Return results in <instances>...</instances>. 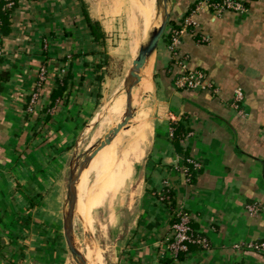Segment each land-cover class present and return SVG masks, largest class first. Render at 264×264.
<instances>
[{
	"label": "crops",
	"instance_id": "crops-1",
	"mask_svg": "<svg viewBox=\"0 0 264 264\" xmlns=\"http://www.w3.org/2000/svg\"><path fill=\"white\" fill-rule=\"evenodd\" d=\"M195 1L171 0L170 21L150 61L147 128L126 144L130 172L112 201V264H264V255L235 247L264 243V0H235L245 6L242 14H196L197 27L182 35L177 58L207 85L177 89L180 70L167 37ZM88 4L16 0L10 7L0 40V264H71L62 207L74 146L98 116L94 128L101 122L136 55L124 72L109 71L119 13L106 0ZM87 20L98 24L97 38ZM41 67L45 80L27 119ZM60 80L65 90L52 102ZM236 90L244 117L231 107ZM192 159L200 168L189 179L182 168ZM166 188L171 199L162 204ZM247 205L259 211L250 215ZM178 210L193 216L192 228L209 249L194 247L173 260L162 241Z\"/></svg>",
	"mask_w": 264,
	"mask_h": 264
},
{
	"label": "rangeland",
	"instance_id": "rangeland-1",
	"mask_svg": "<svg viewBox=\"0 0 264 264\" xmlns=\"http://www.w3.org/2000/svg\"><path fill=\"white\" fill-rule=\"evenodd\" d=\"M96 1L98 2L99 0H89L88 5L94 8L96 6ZM106 1L108 2V4H113L119 13V17L115 20V23L113 25L114 29L112 30L113 38L110 42V46L114 50L112 51L114 52V55L111 58V63L109 64L108 69L109 71H113L114 73H118V70L124 72L128 68L131 59L137 52L136 50L138 46V39H140V34L142 32V17L140 15V11L144 7L143 5L147 4V0ZM152 2L155 3V0H152ZM118 79H120V76H116L114 82L118 81ZM144 97L145 92H143L141 105L139 109L135 112V116H146L145 110L148 108L150 102L148 101L147 97H145L146 99ZM144 118L147 124V119L146 117ZM117 122H115L110 127L113 128ZM110 127H108L103 132V134L95 140L90 137L92 136L93 132L89 135L88 133L87 135H83L84 132H82L75 143L76 145L74 146V158L79 159L81 156L80 152L87 150L91 145L96 142V140L98 141L102 136L107 133L109 129H111ZM130 137L133 136L130 135ZM130 137H124L123 141H121L117 147V155H120V158L124 157L125 159L127 158V160H130L129 157L132 152H129L130 149L128 151V146L126 144L132 145V142H135V140ZM90 139L93 141H91ZM125 154L126 156H124ZM97 177L98 176H96L95 174H91L88 177V186L86 189H95ZM94 189L90 191V193L94 192L91 198L92 203L94 204L92 205V209L90 210L88 217L85 218L82 214L77 215V213L74 216V238L77 242H86L88 244V247L92 249L91 251H93H90L91 254H96L97 256H99V258L101 257V264H104V261L107 264H112V250L110 247V230L112 226L111 215L113 214L114 209L112 201H116V199L118 198V194L122 192L123 186L119 187L116 192H106L104 194H97V191ZM81 206L82 198L81 193H79V199L77 201V211L80 212V210L82 209ZM67 259L68 261H70L71 264H73V262L71 261V259L68 258V256Z\"/></svg>",
	"mask_w": 264,
	"mask_h": 264
},
{
	"label": "built area",
	"instance_id": "built-area-1",
	"mask_svg": "<svg viewBox=\"0 0 264 264\" xmlns=\"http://www.w3.org/2000/svg\"><path fill=\"white\" fill-rule=\"evenodd\" d=\"M16 0H6V8H10L15 4ZM207 9L211 14L215 16H220L224 12H232L237 14H242L246 11L244 4L235 0H196L193 7L186 13L184 17L180 19L177 26L172 28L169 33V43L168 50L175 60L177 67L180 70V74L176 77L174 86L177 89H189L197 90L203 89L207 85L203 81V76L199 72H191L186 69V59L177 58V46L179 45L182 35L191 32V30L197 27L195 23L196 14ZM200 41L205 43L207 40L204 37L200 38ZM177 59V60H176ZM45 80V68L41 67L38 70L36 83L34 90L29 94L28 100L26 102V107L24 110L25 117L28 119L35 105L38 104L40 89ZM215 92V90H214ZM242 94L239 90L234 92V98L231 103V107L236 111L238 116L244 117V110L242 106ZM173 123L175 121H172ZM171 130L174 128L172 126ZM192 134L189 132L187 136ZM200 164L196 160H186V166L182 168L183 173L188 176L189 169L193 171L199 170ZM171 199L170 190L168 188L158 196V201L162 204H169ZM246 211L250 215H255L259 208L256 205H247ZM175 215V221L171 224L170 229L162 241L166 252L170 255L173 260H177L179 256L189 252V248L192 246L200 250H208L209 243L207 238L201 231H196L192 228V223L194 221L193 216L186 211L178 210ZM237 249H248L254 252L264 255V243H254L247 245H236Z\"/></svg>",
	"mask_w": 264,
	"mask_h": 264
},
{
	"label": "bare ground",
	"instance_id": "bare-ground-1",
	"mask_svg": "<svg viewBox=\"0 0 264 264\" xmlns=\"http://www.w3.org/2000/svg\"><path fill=\"white\" fill-rule=\"evenodd\" d=\"M153 2L152 0H147V4H144L143 5L144 7L140 11L141 13L140 15L142 17V30L141 31L143 32H148L152 27L158 26L159 18H157V21H156V16H155L156 0H155V3ZM150 64H147L143 67L141 71L140 84L132 93L133 95H132V100L130 103V111L132 114V120L130 121L128 125L129 128L127 127L126 130L120 131V133L116 136V138L110 145L104 147L96 154V156L93 158L88 168L82 172L76 184L77 201L79 199V193H81V198H82V206H81L82 209L80 210V212L77 211V201H76L75 214L77 213V215L82 214L85 218L88 217V214L90 210L92 209V205L94 204L92 203V200H91L94 192L90 193V191L93 190L94 188L86 189L88 186L87 179L91 174H95L96 176H98L97 183L94 189L97 191V194L99 193L104 194L106 192H116V190L122 186L125 179L128 177L130 168L128 164L126 163V161H124L125 159L124 157L122 159L118 157L117 147L119 143L123 141L124 137H130V135H132L133 137H130V138L136 141L137 139L141 138V135L144 136L143 131L147 128L146 120L144 117H146L147 115L146 116L143 115L142 117V116H135L134 114L141 105V101L143 98V92H145V95H146L152 88V83H151L152 72H151ZM123 112H124V97H119L112 103L110 108L106 110V113L103 116L101 122L93 129L92 131L93 133L91 132L92 136L90 137H92L93 140L99 138L108 127L112 126L115 122L119 120L114 125L113 128H115L122 120ZM105 135L102 136L98 141L96 140V142L93 145H91L87 150L80 152V154L84 155L85 157L89 156V154L103 140ZM129 149L131 151V148H128V151ZM124 156H126V154ZM128 156H129V153H128ZM74 245L76 249L78 250V252L81 254L82 259L85 264H101L100 262L101 257L99 258V256H97L96 254H91V252L93 251H91L92 249L88 247V244L86 242L80 243V242H77L74 238Z\"/></svg>",
	"mask_w": 264,
	"mask_h": 264
},
{
	"label": "water",
	"instance_id": "water-1",
	"mask_svg": "<svg viewBox=\"0 0 264 264\" xmlns=\"http://www.w3.org/2000/svg\"><path fill=\"white\" fill-rule=\"evenodd\" d=\"M170 4L171 0H156L155 4V16L156 21L158 19V26L152 27L148 32L144 33L143 39L140 43V46L136 52V55L131 62L129 68L124 74L120 90L107 102L105 109L110 108L112 103L119 97H124V112L122 120L115 127L107 131L103 140L99 145L89 154V156L81 155L79 159L74 158L73 156L70 162V167L68 171L67 181H66V190L65 197L62 207V235H63V245L65 252L73 264H85L81 254L78 252L74 245V216H75V207H76V184L84 170L88 168L93 158L96 154L103 149L104 147L110 145L116 136L122 130H126L131 119L132 114L130 111V103L132 100L133 91L139 86L141 81V71L143 67L147 64H150L153 54L156 51L158 42L162 38L167 28V25L170 21ZM100 116H98L95 121L85 130V135L89 134L96 123L99 122ZM76 145V144H75ZM75 150V147H74Z\"/></svg>",
	"mask_w": 264,
	"mask_h": 264
},
{
	"label": "trees",
	"instance_id": "trees-1",
	"mask_svg": "<svg viewBox=\"0 0 264 264\" xmlns=\"http://www.w3.org/2000/svg\"><path fill=\"white\" fill-rule=\"evenodd\" d=\"M5 1L3 0H0V40L2 38V35H5L7 33V26H8V23H7V16L9 14V12L12 10V8H8V9H2L3 5H4ZM87 23H88V26L92 32V34L94 35L95 38H97L99 36V27H98V24L97 23H93L89 20H87ZM168 43H169V35H168ZM65 85H63V80L59 81L58 82V87L57 89L52 93V102L54 101V99H56L57 96H61L63 95V92L65 90ZM178 131H180V128L177 129ZM194 172L196 171H193L192 169H189V174H188V178L191 179V177L193 176ZM175 221V219L172 221V223ZM191 248H194V246H192ZM189 248V251L190 249ZM196 248V247H195ZM257 253V252H255Z\"/></svg>",
	"mask_w": 264,
	"mask_h": 264
}]
</instances>
